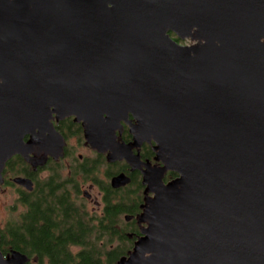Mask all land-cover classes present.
<instances>
[{
	"label": "water",
	"instance_id": "1",
	"mask_svg": "<svg viewBox=\"0 0 264 264\" xmlns=\"http://www.w3.org/2000/svg\"><path fill=\"white\" fill-rule=\"evenodd\" d=\"M53 113L141 172L140 236L117 264H264V0H0V184L14 156L60 155ZM151 141L161 166L131 152Z\"/></svg>",
	"mask_w": 264,
	"mask_h": 264
},
{
	"label": "flooded vegetation",
	"instance_id": "2",
	"mask_svg": "<svg viewBox=\"0 0 264 264\" xmlns=\"http://www.w3.org/2000/svg\"><path fill=\"white\" fill-rule=\"evenodd\" d=\"M170 37L182 46L192 44L188 39L179 40L174 34H170ZM184 41H189L190 44L185 45L183 44ZM74 119V116H68L57 120L56 114H52L50 121L53 131L59 136V143L62 146L60 155L58 153L56 155L47 154L44 156L43 153H32V157L35 159L42 158L44 162L42 165L36 167L26 163L28 169H26L25 173L19 175L8 172V162L6 163L2 172L3 182L0 184V194L2 195L0 210L4 212L0 217V253L4 259L10 258L12 252H18L26 256L28 259L26 264H50L48 259L46 260L35 254L28 256L21 250L15 249L13 246L15 242L11 238L30 236L31 234L35 237H39L40 235L46 236L48 234L52 236L60 235L61 226L56 214L36 215L35 219L37 220L34 221L31 230L29 229L30 231L16 230L17 228L25 227V216L29 212H36L37 205L35 206L34 204L40 199L44 204H50L47 209L49 213L63 211L67 205V208L75 215L84 214L97 223V221L105 219L106 215H108V210L111 209L110 206L107 210V200L110 204H114V199L109 198L111 193L126 190L134 185L140 192L141 202L137 206L138 212L123 214L121 221L125 224L126 228H129L130 225L136 228V239L140 236L136 216L141 212L140 206L143 203L145 191V186L142 184L141 172L139 170H132L125 160L109 162L107 160L108 152L99 153L96 149H93L86 142L82 122H75ZM128 121H130L131 125H135L136 121L130 113L128 114ZM129 128V124L121 122V130L115 133L118 143L125 145L133 143V135L130 133ZM45 135L48 134L46 133ZM28 138L29 136H26L24 141H27ZM154 147H156L154 141L150 143L144 142L138 148H133L131 152L134 156H138L139 161L143 164L161 166L159 162L154 160L156 156L153 151ZM83 151L86 152L83 153ZM13 158L21 157L14 156ZM74 169H76L77 174L74 175V181H72ZM57 170H59V174L65 182H58L48 187L49 185L45 184L44 181L50 179L53 174L55 175ZM120 174L125 175L129 179V183L119 188H113L111 180ZM176 176L175 173L167 172L164 181L169 182ZM16 177L29 179L32 183V189L26 190L13 183L12 180ZM41 186L42 188H40ZM10 194L13 195L11 200H9ZM127 217L130 219H126ZM9 227L15 230H7ZM42 229H47V232L41 231ZM129 233L128 231L126 235L129 236ZM38 241L39 238L34 243L36 244Z\"/></svg>",
	"mask_w": 264,
	"mask_h": 264
},
{
	"label": "trees",
	"instance_id": "3",
	"mask_svg": "<svg viewBox=\"0 0 264 264\" xmlns=\"http://www.w3.org/2000/svg\"><path fill=\"white\" fill-rule=\"evenodd\" d=\"M26 169H28L27 164L21 158H13L7 163V171L13 172L14 175L25 173ZM75 174H77L76 169L73 170L72 181H74ZM62 181L65 182L57 170L55 175L53 174L44 182L51 187L52 184ZM109 198L114 199V204H110L106 197L107 210L110 206L111 209L108 210L105 219L97 223L84 214L75 215L67 208V205L63 211L49 213L47 209L50 204L46 205L41 199L38 200L34 204L37 205L36 212H29L25 216V227L16 230L30 231L34 221L37 220L36 215L56 214L59 218L61 233L59 236L48 234L35 237L31 234L30 236L11 237L15 242L14 248L28 256L35 254L48 259L50 264H117L118 260L132 249L136 240V228L132 225L126 228L121 217L125 213L138 212L137 206L141 202L140 192L133 185L126 190L112 192ZM7 230L15 229L9 227ZM41 231L47 232V229ZM128 231L129 236L126 235ZM37 238L39 241L35 244Z\"/></svg>",
	"mask_w": 264,
	"mask_h": 264
},
{
	"label": "rangeland",
	"instance_id": "4",
	"mask_svg": "<svg viewBox=\"0 0 264 264\" xmlns=\"http://www.w3.org/2000/svg\"><path fill=\"white\" fill-rule=\"evenodd\" d=\"M183 44H185V45H189L190 44V42L189 41H184L183 42ZM86 152V151H85ZM84 151H83V153H85ZM2 195L0 194V199H2V197H1ZM9 200H11L12 198H13V195L12 194H10L9 195ZM4 199V198H3ZM4 212H2L1 210H0V217H1V215L3 214Z\"/></svg>",
	"mask_w": 264,
	"mask_h": 264
}]
</instances>
